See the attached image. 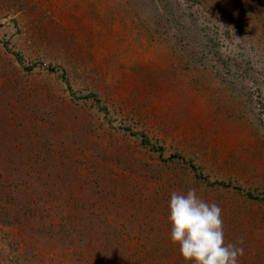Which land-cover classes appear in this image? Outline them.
Listing matches in <instances>:
<instances>
[{
    "label": "rangeland",
    "instance_id": "obj_1",
    "mask_svg": "<svg viewBox=\"0 0 264 264\" xmlns=\"http://www.w3.org/2000/svg\"><path fill=\"white\" fill-rule=\"evenodd\" d=\"M193 188L264 264V0H0V264H192Z\"/></svg>",
    "mask_w": 264,
    "mask_h": 264
},
{
    "label": "clouds",
    "instance_id": "obj_2",
    "mask_svg": "<svg viewBox=\"0 0 264 264\" xmlns=\"http://www.w3.org/2000/svg\"><path fill=\"white\" fill-rule=\"evenodd\" d=\"M170 240L179 245L180 255L192 264H239L244 250L225 244L222 209L202 200L196 190L173 191L169 200Z\"/></svg>",
    "mask_w": 264,
    "mask_h": 264
},
{
    "label": "trees",
    "instance_id": "obj_3",
    "mask_svg": "<svg viewBox=\"0 0 264 264\" xmlns=\"http://www.w3.org/2000/svg\"><path fill=\"white\" fill-rule=\"evenodd\" d=\"M144 141H146V140H144ZM190 165V167L194 170L195 169V166L193 165V164H189ZM216 184H218V185H225V184H223V183H221V182H216Z\"/></svg>",
    "mask_w": 264,
    "mask_h": 264
}]
</instances>
